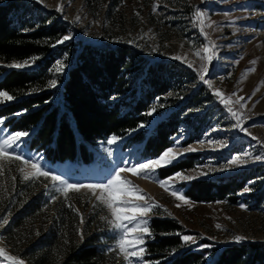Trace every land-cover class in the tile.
Wrapping results in <instances>:
<instances>
[{
    "label": "trees",
    "instance_id": "16d2710c",
    "mask_svg": "<svg viewBox=\"0 0 264 264\" xmlns=\"http://www.w3.org/2000/svg\"><path fill=\"white\" fill-rule=\"evenodd\" d=\"M189 7L194 15V6ZM70 31L68 20L38 0H0V90L16 97L0 103V117L7 118L3 125L9 131L30 133L27 143L32 150L53 164L72 162L73 172L80 174L103 164L98 143L113 135L127 136L123 148L139 143L142 160L156 158L172 147L183 122L188 121L193 129L184 144L201 136L203 117L185 116L186 109L200 105L204 95H213L201 80L152 127H138L151 122L148 112L157 108L160 99L183 90L191 75L199 78L197 68L179 60L152 63L128 41L96 44L72 37L56 44ZM34 56L39 59L31 67L6 66ZM60 60L69 63L63 72L56 73V61ZM53 79L57 81L54 88L49 86ZM18 112L22 114L16 115ZM200 157L199 152L187 153L157 169L158 174L165 178L187 171ZM252 172L256 171L198 177L184 184L185 195L200 202L236 201L238 193L249 186ZM29 181L21 178L18 189ZM18 195L13 193L4 205L9 206ZM263 195L257 194L258 203ZM15 201L10 209L12 221L3 234L12 251L29 264L116 263L115 255L112 260L106 258L115 252L109 251L112 246L104 240L105 235L91 231V219L86 221L74 203L60 198L57 215H52L42 198ZM148 226L152 236L145 239L144 259L149 264H264V241H234L203 248L200 246L211 243L204 238L185 244L182 236L192 230L178 217L162 212L153 214Z\"/></svg>",
    "mask_w": 264,
    "mask_h": 264
},
{
    "label": "rangeland",
    "instance_id": "374dc122",
    "mask_svg": "<svg viewBox=\"0 0 264 264\" xmlns=\"http://www.w3.org/2000/svg\"><path fill=\"white\" fill-rule=\"evenodd\" d=\"M41 4L50 10L56 9L59 5L63 6V11L59 14L64 20L69 21L71 31L68 35L71 37L96 44L133 41L130 44L155 64L161 60H177L174 57L180 56L182 59L179 61L186 63V59L192 62L193 67L200 66L201 59L196 52L201 51L203 55L202 49L209 41L201 33L199 22L190 14V5L194 6L193 10L199 8L207 14L205 24L209 20L215 22L211 28H205L210 39L216 44V56L208 65V72L205 75V79L212 84L213 95H204L205 98L200 105L185 111V116L189 114L191 118L203 117L200 129L202 134L193 142L184 144L183 140L192 127L188 121L183 122L171 148L178 151L193 147L197 151L191 152L200 153V161L195 167L180 171L185 175L195 176L199 172H207V175L199 177H217L233 172L255 170L248 180L249 186L245 188L251 190H241L236 201L219 199L200 202L185 195L184 184L188 181L176 182L175 187L182 189V194L191 205L189 206L159 186L157 181L168 177H160L157 170L154 176L148 178L133 175L128 171L122 173V177L138 185L154 198L155 202L163 206L154 209L150 218L160 212L178 217L192 230L189 236L195 237L197 242L207 238L211 241L207 245L221 246L234 242L233 238L237 235L246 237L245 240L264 241V198L258 203L256 197L257 194L264 193V159L255 160V156H264V83H261L264 81V0H44ZM157 4L159 6L154 10ZM76 16L80 17L79 21H75ZM60 61L65 67L68 66L69 60ZM251 61L256 62L255 71L245 73L246 69L253 67ZM197 81H200V78L191 75L183 90L160 99L151 122L144 125L152 127L157 118L167 114L172 107L186 99V96L197 88ZM215 89H220L225 97H231L233 101L238 97H244L241 101L243 108L234 103L230 106L234 111L243 113L242 126L252 134L251 136L233 127L236 121L214 95ZM232 93L236 95L232 96ZM0 127L5 129L0 131V139L13 133L4 125ZM115 136L120 139L114 144L107 143L112 136L98 143L103 164L89 167L87 172L82 171L80 174L73 172L72 162L53 164L46 160L43 154L28 146L27 137L14 148V151L25 158L42 157L38 162L44 170L62 175L70 183H98L109 178L110 173L114 174L116 168H128L149 160L140 159L139 143L123 148L127 136ZM220 144L226 146L220 147ZM109 148L111 155L108 153ZM245 153L248 155L245 156ZM237 155L248 162L240 166L231 165L230 161ZM20 167H24L21 161L0 160V218L7 216L9 224L13 218L10 209L15 200L29 199L31 196L45 200L47 212L57 215L55 207L59 204L58 200L64 198L77 206L86 221L91 219V231L103 233L104 240L114 248L118 235L101 219L105 216L110 219V214L106 208L98 205L91 192L85 189L78 193L70 191L65 197L63 192L52 187L51 179L45 177L30 180L23 188L18 189V183L22 178L18 171ZM174 174L169 177H173ZM15 192L20 196L14 197L6 207L4 205L6 199ZM52 196L56 199L52 200ZM242 204L245 207L242 208ZM5 227L0 229V247H4L9 255L17 256L25 264H29L18 253L15 254L7 244L3 234ZM114 252L106 254V258L112 260L115 255V264H128L118 249ZM206 257L208 261L211 258L210 254ZM133 264H149V261L143 258V262L134 260Z\"/></svg>",
    "mask_w": 264,
    "mask_h": 264
},
{
    "label": "snow or ice",
    "instance_id": "6c2138e0",
    "mask_svg": "<svg viewBox=\"0 0 264 264\" xmlns=\"http://www.w3.org/2000/svg\"><path fill=\"white\" fill-rule=\"evenodd\" d=\"M39 2L43 3L44 0H39ZM159 5L154 6L158 7ZM56 11L62 12L63 6L59 5L56 8ZM207 14L201 11L199 8L194 12L193 18L197 20L200 24V31L208 39V44L205 45L202 49L203 55H201V51H197L196 55L200 56L201 64L196 69L199 73V78L204 83L208 84L211 88L212 84L210 81L205 79V75L208 72V65L212 63L213 59L216 56L215 48L216 44L212 41L205 31V28H211L215 23L214 21H208L205 24V18ZM67 17H65L66 19ZM80 17L76 16L75 21H79ZM71 35H65L62 38L56 41V44L63 43L65 41L70 40ZM128 43H133V41H128ZM55 47V44L52 45ZM155 50V49H153ZM39 57H32L31 60L25 59L23 62H12L7 64L6 66L9 68L16 69H24L26 67H31ZM174 59L180 60L182 57L175 56ZM185 62L192 66L191 61ZM238 63V61H237ZM253 67L245 70V73L255 71V61L250 62ZM65 64L62 61H56L55 72L61 73L64 71ZM261 83H264L262 81ZM50 87H56L57 81L55 79L49 81ZM36 89H33L35 91ZM258 90V89H257ZM255 92H253V95ZM214 95H216L221 103L225 105L228 112L235 119L236 123L233 125L234 128H238L241 132H246L248 135H252L247 131L245 127H243L242 116L243 113L239 111H234L232 105L233 103L236 105H240L241 108L244 105L241 101L244 100V97H238L236 100H232L231 97H225L220 89L214 90ZM236 93H232V96H235ZM16 97L10 94L6 90H0V103L9 102L14 100ZM26 111V110H24ZM156 111L155 108L151 109L148 112V115H152ZM22 113H16V115H21ZM6 117H0V126L5 123ZM145 125L141 123L138 125L139 128H143ZM0 131H5L3 127H0ZM30 135L29 132L26 131H17L10 133L6 136V138L0 139V160H9V161H21L24 167H20L18 171L22 174L23 180H33L39 177L50 178L52 183V187L56 189V191L63 192L65 197H67L70 191L80 192L82 189L88 190L95 197L98 205H102L106 208L110 214V219L108 216L101 217L102 220L106 221V223L110 226V229L117 233L118 239L116 240L115 246L109 251H114L118 249L120 254H123L124 259L128 262V264H133V261L143 262L144 254H145V237L151 238L152 233L149 228V219L150 214L154 211V209L163 207L155 202L154 198H152L148 193L144 192L138 185L132 183V181L127 180L122 177V173L125 171L131 172L133 175H143L145 178L149 176H154L157 169L162 167H167L177 161L181 156H183L187 152L197 151L196 148L189 147L181 150H174V148L166 149L158 158L149 159L144 161L143 163L133 164L128 168H116L114 169V174L110 173L109 178L102 182L98 183H70L69 180L65 179L62 175H57L53 171H46L38 162L42 157L39 158H25L22 155L17 154L14 151L15 147H18L21 143L24 142V138ZM120 137L113 135L107 143L109 145L116 143ZM253 139H257L253 137ZM226 145L220 144V147H225ZM109 155H111V149H108ZM248 154L245 153V156ZM264 159V156H255V160ZM247 159H243L241 156H234L230 161L231 165L240 166L246 164ZM211 171V169L209 170ZM207 172H199L197 175H185L182 172H177L173 177H168L164 180H158V184L160 187L164 188L165 191H170L171 195L175 197L177 200L183 201L184 204H189L188 199L182 194V189L176 188L175 184L179 181H191L193 179H197L200 175H207ZM13 179H15L13 177ZM47 188L48 186L45 185ZM251 189H245V191H250ZM98 193V194H97ZM56 197L52 196V200H55ZM180 205L178 204L177 207ZM241 207H245V205H241ZM165 211H167L165 209ZM169 215H171L169 213ZM81 219H83L81 217ZM9 222L8 217L4 216L0 218V229L4 228ZM219 228L220 225H217ZM81 238H83V234L81 233ZM236 242H241L246 239L244 236L237 235L233 238ZM182 240L185 244L196 243V238L189 235H183ZM200 247L208 248L210 245H201ZM175 251V250H174ZM0 264H25V262L17 256H12L7 253L4 247H0Z\"/></svg>",
    "mask_w": 264,
    "mask_h": 264
},
{
    "label": "built area",
    "instance_id": "2783aa9c",
    "mask_svg": "<svg viewBox=\"0 0 264 264\" xmlns=\"http://www.w3.org/2000/svg\"><path fill=\"white\" fill-rule=\"evenodd\" d=\"M199 63L201 64V61Z\"/></svg>",
    "mask_w": 264,
    "mask_h": 264
}]
</instances>
